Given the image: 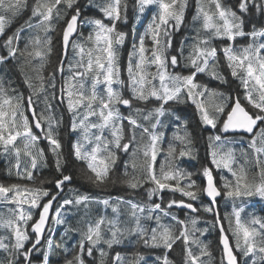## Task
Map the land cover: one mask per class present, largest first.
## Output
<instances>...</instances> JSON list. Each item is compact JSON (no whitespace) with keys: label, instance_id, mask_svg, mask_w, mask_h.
<instances>
[{"label":"snow or ice","instance_id":"1","mask_svg":"<svg viewBox=\"0 0 264 264\" xmlns=\"http://www.w3.org/2000/svg\"><path fill=\"white\" fill-rule=\"evenodd\" d=\"M188 9L189 0H134L131 12L128 0H0V156L27 182H0V264H211L213 229L219 264H264V215L246 213L264 212V0H195L191 29ZM182 30L194 34L177 40ZM201 140L207 162L182 167ZM117 184L128 195H101ZM89 185L99 191H81ZM221 198L231 212L221 214ZM101 205L111 218L93 216Z\"/></svg>","mask_w":264,"mask_h":264},{"label":"trees","instance_id":"2","mask_svg":"<svg viewBox=\"0 0 264 264\" xmlns=\"http://www.w3.org/2000/svg\"><path fill=\"white\" fill-rule=\"evenodd\" d=\"M131 1L132 0H128V2H131ZM193 1L194 0H190L191 5H193ZM234 2H235V0H228L229 4H232ZM205 3H207V0H205ZM29 14L30 13H26V14L23 15V17L26 16V18H28ZM54 26L56 27V32L52 34V36L54 38L53 40L54 41H58L59 40V34L61 32V28L63 27V21L56 22L54 24ZM194 27H199V24L194 25ZM83 32H86V31L83 30ZM193 34L194 33L190 32V31L187 34H184L183 32H181L180 34L177 35L176 39L179 40V39H182L184 37V35H193ZM57 47H58V45H57ZM185 55H187V52H185ZM34 63L38 64L39 63V59H36L34 61ZM56 64H57V55L54 52V54L50 56V58L48 60V63L45 66L44 75L47 76L49 73H51L53 71V69L56 67ZM58 75L59 74H57V76ZM126 75H127L126 73H122V78L126 79ZM59 85H61V84H59ZM235 85L236 84L233 82L232 83V87L235 88L236 87ZM58 86H57V88H59ZM87 86H90V81L87 82ZM99 91H101V92L103 91V85L99 86ZM37 110L38 111H42L43 110V104H41L40 107ZM123 111H124V109H123ZM57 112H58V115H60L62 113L65 115V122L67 123V114L64 113V110L63 109H57ZM57 112H56V114H57ZM205 135H207V134L205 133ZM166 136H167V140H166V142L164 144L165 149L167 148V143L171 142L172 139H173L172 131H167L166 130ZM229 138H231L233 140H239L238 136L237 137L230 136ZM66 141H67V134L65 133V147H67L66 146L67 145ZM40 146L43 147V145H40ZM233 146H235V145H229L228 147H233ZM196 150H197V152L200 151V152H198L197 159L191 161L190 164L189 163H185V164L181 165L182 167H185L188 170L193 171V172L198 171L200 169V167H201V164L207 162L205 160L207 148H206V143H205L204 140H201L197 144V149ZM0 159H1L0 160V182H4V183H17V182H19V183H27L26 181L18 180L16 178V176H15V172H13L11 177H9L8 176V166L9 165L7 164L8 163V158L0 156ZM124 159H128V157H124ZM140 160H142V157L140 158ZM140 160H138L137 162L139 163ZM158 160L160 162H163L164 161V156L161 155L160 157H158ZM239 162L242 163L243 160H240ZM80 167H83V165L77 164V169H79ZM129 171H131L130 167H129ZM122 172H123V168L121 167V168H119L117 170L115 175L119 176V175L122 174ZM222 174L227 175L226 171H225V173H222ZM45 175H48V173H45ZM76 175H77V180L80 181V183H84V181L80 180V174H79L78 171H77ZM197 182L199 183L200 181L198 180ZM29 186H31V185H29ZM73 186L78 187L79 185L78 184L77 185H70L69 187H73ZM85 190L90 191L92 194H95L96 192L99 191V190L92 189L90 185L88 186L87 189H81V191H85ZM108 194H111L112 196L128 195L127 190L123 186H121L119 184H117L115 187L110 186L108 191L106 193H102L101 195H108ZM164 196H165V201H167L169 199H173V198H175V199H180L181 198L180 193H176L175 196H173L171 193L165 192ZM136 200L137 201H144V200H146V197L143 196V195H137L136 196ZM206 202L207 201H205V203ZM99 207H100V212L99 213L93 212V216L107 215L109 218L112 217L113 214L111 212V208L107 209V211L105 212V210L103 209L102 205L99 206ZM231 207H232V204H231L230 201H226L225 199L221 198V200H220V211H221L222 215H223L224 212H231ZM260 207H261V204H257V206L255 208H247L246 209V213H255L257 215H264V212L260 211ZM7 211H8V206L0 205V213L6 214ZM126 214H127L126 206H122V209H121V219L122 220L126 219ZM177 214L181 215V217H183L187 213H177ZM33 215L36 216V213L34 212ZM209 219H210V217H209ZM164 222L167 223L168 221L165 220ZM54 227L57 229V230H54L53 233H52V236L54 238V242L57 243L61 248H63L64 244L60 243V241L63 239V231H64V229H63V227H60V226H54ZM199 227H204V225L201 224V225H199ZM6 235H7V233L3 229H0V236H6ZM202 239H203V237H202ZM205 242L206 243L210 242V249L209 250H210L211 255H212L211 264H219V261H220L222 253H221V248H220V246L218 245V242H217V233H216V231L214 229L212 230V234L207 236V239L205 240ZM73 243H75V241H73ZM132 247L134 248V246H132ZM116 250L120 251L123 256H130L131 255V250L125 249L124 246H119V247H117ZM180 257H181V249L180 248H176V251L173 252L170 255V258H173L175 260H179ZM52 259H53V262L55 264L56 257H53ZM90 259L91 258H89V260ZM36 264H39L38 260L36 261Z\"/></svg>","mask_w":264,"mask_h":264},{"label":"flooded vegetation","instance_id":"3","mask_svg":"<svg viewBox=\"0 0 264 264\" xmlns=\"http://www.w3.org/2000/svg\"><path fill=\"white\" fill-rule=\"evenodd\" d=\"M153 11H155V7H153V9H152ZM150 13L147 15V17H146V22L139 28L140 29V33L142 34L143 33V31H144V27L147 25V23H148V21H149V19H150ZM127 61V60H126ZM155 69L153 68L152 69V71H154Z\"/></svg>","mask_w":264,"mask_h":264},{"label":"rangeland","instance_id":"4","mask_svg":"<svg viewBox=\"0 0 264 264\" xmlns=\"http://www.w3.org/2000/svg\"><path fill=\"white\" fill-rule=\"evenodd\" d=\"M18 144H19V142H18ZM86 148H87V145L85 146ZM22 161H23V157H22ZM13 163H15V160L13 159V161H12ZM204 259H206L207 260V257H205Z\"/></svg>","mask_w":264,"mask_h":264},{"label":"bare ground","instance_id":"5","mask_svg":"<svg viewBox=\"0 0 264 264\" xmlns=\"http://www.w3.org/2000/svg\"><path fill=\"white\" fill-rule=\"evenodd\" d=\"M53 39H54V38H53ZM234 83H235V82H234ZM233 85H234V84H233ZM235 86H236V85H235ZM58 87H59V86H58ZM199 145H200V144H199ZM66 146H67V145H66ZM198 152H200V151H198ZM0 160H1V159H0ZM6 163H7V162H6ZM7 164H8V163H7ZM198 167H199V166H198ZM5 171H6V170H5ZM96 193H97V192H96ZM96 193H95V194H96ZM219 254H220V253H219Z\"/></svg>","mask_w":264,"mask_h":264}]
</instances>
